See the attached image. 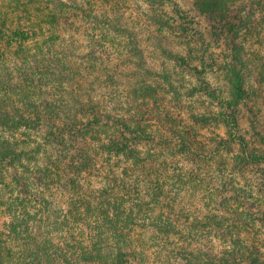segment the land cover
I'll return each instance as SVG.
<instances>
[{
  "label": "trees",
  "instance_id": "1",
  "mask_svg": "<svg viewBox=\"0 0 264 264\" xmlns=\"http://www.w3.org/2000/svg\"><path fill=\"white\" fill-rule=\"evenodd\" d=\"M115 2L0 0V264H264V217L240 191L241 176L264 172V73L244 41L264 32V0L139 2L183 39L167 54L216 104L187 116L194 127L160 116L169 134L141 107L160 110L153 78H135L125 113L85 86L112 80L114 56L141 57L143 22L113 17ZM208 124L225 134L203 136Z\"/></svg>",
  "mask_w": 264,
  "mask_h": 264
},
{
  "label": "rangeland",
  "instance_id": "2",
  "mask_svg": "<svg viewBox=\"0 0 264 264\" xmlns=\"http://www.w3.org/2000/svg\"><path fill=\"white\" fill-rule=\"evenodd\" d=\"M115 2V0H113ZM143 0H116V12H113L114 16H124L128 17L126 19L128 22L132 19L137 22L141 20L143 25L139 28V38L138 45L141 51V57H135L138 59L126 60L123 62L122 58L113 57L110 60V66L107 72L112 75V80H108V83H103L99 78L96 82H86L85 86L96 95V97H103L110 103V107L113 105L116 111L120 113H125V109L120 108L121 105L124 107L130 106V103L125 105V101L129 97H134L131 93V88L135 78L147 77L148 79L153 78L159 88L160 93V110L158 109L155 102L142 105L143 111L147 117V121L150 122L148 129H154L158 133H168L169 127L166 124L158 121L160 116H164L166 113L175 116L179 121L189 122L188 115L195 111H204L209 109H215L216 104L213 98L205 96L203 94L192 93V87L199 84L198 80L193 76V74L188 72V66L185 63H180L173 58H171L166 51V48H172L176 51L183 50V39L171 34L167 29L160 31L159 21H155L150 16H141V2ZM185 9L194 11L195 0H178ZM138 6V10L137 7ZM165 8L169 11L171 8L165 5ZM170 8V9H169ZM123 19V18H122ZM131 27H136L135 23L131 24ZM83 41V39H81ZM135 41V39H134ZM248 54L251 56L255 63V67L258 72L264 73V32L256 33L250 32L244 39ZM117 44H121L120 40L115 41L111 44L113 50L119 49ZM100 47V46H99ZM129 58V57H128ZM83 70L90 73L93 72V66L84 64ZM152 71L154 73L153 77L147 76L148 72ZM101 75V74H100ZM167 75V77H166ZM208 79L212 82L214 86L218 89L224 91L227 97H230L232 93L231 82L228 80L227 75L223 74L221 70H216L212 68L207 74ZM169 77V78H168ZM170 80L179 88L178 92L169 90L173 89L170 85ZM264 85V84H263ZM92 87L94 89H92ZM100 95V96H99ZM123 104H120V103ZM155 103V104H154ZM261 104L264 106V89L263 98L261 99ZM112 108V107H111ZM131 109H134L131 106ZM247 109V108H246ZM115 110V109H113ZM160 111H163L160 112ZM167 115V114H166ZM190 127L195 125L192 121L188 124ZM198 130L203 136L211 137L214 135L210 131L215 133L221 132L225 134L224 129L217 125H198ZM215 144H218L215 142ZM228 155V154H227ZM261 168L256 166L248 171L245 178L241 176L244 183L241 184L240 191L243 202L250 208V212H260L264 217V172H260ZM262 232V241L264 240V218L261 220L257 226ZM255 239L254 236H251Z\"/></svg>",
  "mask_w": 264,
  "mask_h": 264
}]
</instances>
